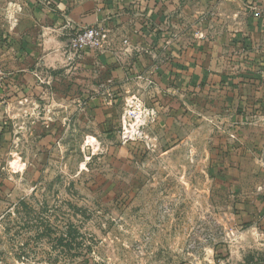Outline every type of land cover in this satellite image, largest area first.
<instances>
[{"label": "rangeland", "instance_id": "1", "mask_svg": "<svg viewBox=\"0 0 264 264\" xmlns=\"http://www.w3.org/2000/svg\"><path fill=\"white\" fill-rule=\"evenodd\" d=\"M94 80L36 123L0 106V264H264V205L220 182L208 96Z\"/></svg>", "mask_w": 264, "mask_h": 264}, {"label": "crops", "instance_id": "2", "mask_svg": "<svg viewBox=\"0 0 264 264\" xmlns=\"http://www.w3.org/2000/svg\"><path fill=\"white\" fill-rule=\"evenodd\" d=\"M95 25L107 31L105 45L69 61V33ZM0 64V106L10 116L36 111L33 123L60 105L63 84L76 87L83 68L91 69L95 86L146 88L148 81L161 96L207 95L206 106L219 109L202 116V126L218 133L210 139L213 167L248 212L261 214L264 0H0Z\"/></svg>", "mask_w": 264, "mask_h": 264}, {"label": "built area", "instance_id": "3", "mask_svg": "<svg viewBox=\"0 0 264 264\" xmlns=\"http://www.w3.org/2000/svg\"><path fill=\"white\" fill-rule=\"evenodd\" d=\"M248 8L252 12L253 16H260V12L256 6L249 5ZM68 37L69 42L66 45V49L69 61L84 55L86 52L98 51L102 49L108 40L107 31L98 25L74 28L69 33ZM5 77V71L0 64V83L5 79Z\"/></svg>", "mask_w": 264, "mask_h": 264}]
</instances>
